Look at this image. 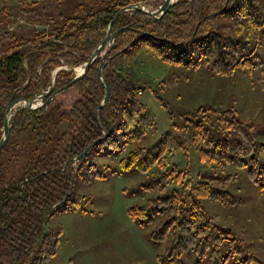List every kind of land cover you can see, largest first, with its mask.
I'll use <instances>...</instances> for the list:
<instances>
[{"label":"trees","instance_id":"16d2710c","mask_svg":"<svg viewBox=\"0 0 264 264\" xmlns=\"http://www.w3.org/2000/svg\"><path fill=\"white\" fill-rule=\"evenodd\" d=\"M147 1L17 0L9 6L8 0H0V139L11 100H30L50 86V94L65 86L75 76L73 69L81 68L101 42L112 17ZM15 17L23 18L25 26L11 29ZM117 29L102 63L108 102L96 112L99 126L93 114L104 94L96 78L100 57L45 106L10 117L8 139L0 150V264H45L52 258L62 230L48 227L49 218L56 213H92L83 207L90 202L88 196L73 191L75 179L87 184L105 178L91 157L102 148L121 153L153 128L151 113L138 100L140 88L133 86L121 64L130 49L145 47L161 61L218 77L255 74L264 91V0H176L159 19L133 10L120 13L111 33ZM189 116V139L205 170L197 171L193 181L187 169L177 167L175 158L186 153V147L172 131L162 133L151 146L123 152L118 172H148L143 190L172 194L130 207L126 215L143 226L151 222L155 205H165L166 218L149 235L153 242L168 240L166 262L191 251L207 264H248L255 258L240 256L241 240L204 212L200 202L235 204L224 188L233 178L226 168L248 166L247 177L254 182L257 170L264 175V144L254 141L252 126L237 121L231 108L204 104ZM207 128L221 137L212 139ZM97 139L101 141L73 163Z\"/></svg>","mask_w":264,"mask_h":264},{"label":"rangeland","instance_id":"374dc122","mask_svg":"<svg viewBox=\"0 0 264 264\" xmlns=\"http://www.w3.org/2000/svg\"><path fill=\"white\" fill-rule=\"evenodd\" d=\"M16 3L17 0H8L9 6ZM158 4L159 0H148L143 6L155 11ZM14 19L20 21L18 25L25 26L23 18ZM121 64L133 86L140 88L138 100L154 121L153 128L141 139L128 144L123 152L151 146L162 133L172 131L177 140L184 139L186 147V153L176 156L174 162L179 169H187L189 177L196 180L197 171L205 170V166L196 160L185 121L196 107L204 104L233 109L237 121L252 126L254 141L264 144V91L254 80L255 74L238 72L232 77H218L203 69L161 61L145 47L130 49L121 58ZM207 130L212 139L221 137L217 130ZM227 138L232 144L231 135ZM97 152L91 161L105 178L87 184L75 179L73 184L74 193L88 196L90 202L83 207L92 213H56L49 218L47 226H59L62 236L56 257L45 264H207L206 259L199 261L191 251L170 256L166 262L168 240L153 242L149 235L166 218L165 205H155L151 222L143 226L130 219L126 210L172 194L167 190H143L150 177L148 172H118L123 152H109L106 148ZM247 169L248 166L232 165L226 168V173L233 178L224 188L234 197L235 204L222 206L202 200L200 205L241 240L240 256L255 258L248 264H264V175L257 170L252 182L247 177ZM108 171L116 172L109 174Z\"/></svg>","mask_w":264,"mask_h":264},{"label":"water","instance_id":"95a60500","mask_svg":"<svg viewBox=\"0 0 264 264\" xmlns=\"http://www.w3.org/2000/svg\"><path fill=\"white\" fill-rule=\"evenodd\" d=\"M175 2H176V0H162L161 4L157 7V9L155 11L146 10L142 3L129 5V6L125 7V8L120 9V11L118 13H116L112 17L110 22L108 23V26H107L106 31H105V35H104L103 39L101 40V42L92 51V53L90 54V56L87 59V61L83 64V66L79 70H75L76 71L75 76L71 79V81L69 83H67L65 86L55 90L51 94H50V92H51L52 86L48 87V89L44 93L36 96L33 99L25 100V99H22V98H18V99H15V100H11L7 104V106L5 108L3 119H2V136H1V139H0V150L5 145V143H6L7 139H8L9 127H10V117L15 112L20 111L22 109H27L29 111H33V110H35V109H37V108H39L41 106H45L60 91L66 89L67 87L71 86L75 82L79 81L81 79V77L85 74V72L88 70V68L90 67L91 63L95 60L96 57H100V64H99V67H98V69L96 71V78H97L99 84L102 86L103 91H104V94H103V97L101 99V102H100L99 105H97V107H96V109L94 111V114H93V120L96 123V125L99 126L98 121H97L96 112H97L98 109L104 107L107 104V102H108V87H107V84H105L103 82L102 63H103V61H104V59L106 57L107 52L112 47L113 42L116 39L117 34H118L119 30H120V29H117V30H115L114 32L111 33V27H112V24H113L115 18L120 13L133 10V11L141 12L142 14L150 17L151 19H159L166 12V10L171 5H173ZM143 36L150 37V34L149 33H143ZM47 95H49V97L46 98ZM100 141H101V139H97V140L93 141L92 143H90L87 147H85L83 149V151L77 157L72 159L73 163H76V162L82 160L84 155H85V153L90 148H92L93 146L98 144ZM68 161L69 160H67L66 163H68ZM54 209H55V207H53L51 212L47 215L45 221L42 223V226L45 225V223H46L47 219L50 217V215H52L54 213Z\"/></svg>","mask_w":264,"mask_h":264},{"label":"crops","instance_id":"0c3cea01","mask_svg":"<svg viewBox=\"0 0 264 264\" xmlns=\"http://www.w3.org/2000/svg\"><path fill=\"white\" fill-rule=\"evenodd\" d=\"M80 214H84V213H80ZM58 249V248H57ZM57 251L58 250H56V254L52 257V258H55L56 257V255H57Z\"/></svg>","mask_w":264,"mask_h":264},{"label":"bare ground","instance_id":"6f19581e","mask_svg":"<svg viewBox=\"0 0 264 264\" xmlns=\"http://www.w3.org/2000/svg\"><path fill=\"white\" fill-rule=\"evenodd\" d=\"M80 68H77V70H79Z\"/></svg>","mask_w":264,"mask_h":264},{"label":"built area","instance_id":"2783aa9c","mask_svg":"<svg viewBox=\"0 0 264 264\" xmlns=\"http://www.w3.org/2000/svg\"><path fill=\"white\" fill-rule=\"evenodd\" d=\"M18 23H20V21Z\"/></svg>","mask_w":264,"mask_h":264}]
</instances>
